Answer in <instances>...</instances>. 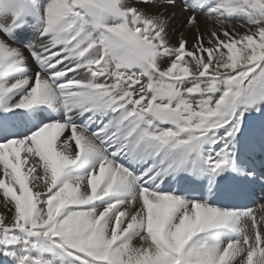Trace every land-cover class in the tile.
Here are the masks:
<instances>
[{
  "label": "snow or ice",
  "instance_id": "snow-or-ice-1",
  "mask_svg": "<svg viewBox=\"0 0 264 264\" xmlns=\"http://www.w3.org/2000/svg\"><path fill=\"white\" fill-rule=\"evenodd\" d=\"M0 264H264V0H0Z\"/></svg>",
  "mask_w": 264,
  "mask_h": 264
}]
</instances>
